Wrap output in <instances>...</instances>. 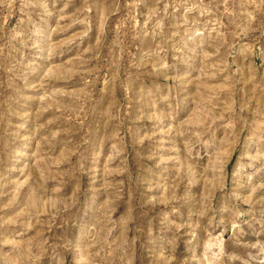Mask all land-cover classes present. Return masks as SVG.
Here are the masks:
<instances>
[{
  "label": "rangeland",
  "instance_id": "obj_1",
  "mask_svg": "<svg viewBox=\"0 0 264 264\" xmlns=\"http://www.w3.org/2000/svg\"><path fill=\"white\" fill-rule=\"evenodd\" d=\"M0 264H264V0H0Z\"/></svg>",
  "mask_w": 264,
  "mask_h": 264
}]
</instances>
